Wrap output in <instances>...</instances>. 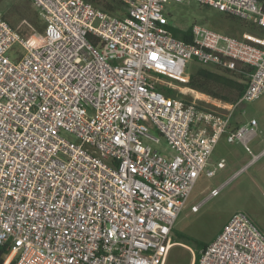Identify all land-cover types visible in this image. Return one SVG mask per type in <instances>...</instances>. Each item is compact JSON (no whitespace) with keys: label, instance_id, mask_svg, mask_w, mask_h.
<instances>
[{"label":"built area","instance_id":"1","mask_svg":"<svg viewBox=\"0 0 264 264\" xmlns=\"http://www.w3.org/2000/svg\"><path fill=\"white\" fill-rule=\"evenodd\" d=\"M30 1L44 23L39 45L0 12L4 264H165L198 178L226 166L211 161L219 139L251 155L241 170L264 153L249 145L255 118L231 127L234 109L264 94V35L193 23L186 41L169 28V0H117L116 12ZM195 1L264 28V0ZM190 61L245 71L242 95L226 107L167 95L158 76L186 77ZM161 138V150L147 142ZM191 264H264V231L236 210Z\"/></svg>","mask_w":264,"mask_h":264},{"label":"rangeland","instance_id":"2","mask_svg":"<svg viewBox=\"0 0 264 264\" xmlns=\"http://www.w3.org/2000/svg\"><path fill=\"white\" fill-rule=\"evenodd\" d=\"M23 0H0V12L2 14H9L15 3L17 5H24ZM166 11L169 14V19L178 28L190 26L193 23L204 25L207 28L232 35L240 31V22L232 20L226 15L212 7L202 5L195 0H169L166 3ZM11 12V11H10ZM230 16V15H229ZM21 21L19 24H21ZM239 33V32H238ZM252 33V32H251ZM253 34H256L254 31ZM238 35V34H237ZM259 35V34H256ZM200 64L192 62L186 70V77L189 76L191 71ZM196 66V67H195ZM201 66V65H200ZM208 66V65H207ZM211 69H219L214 66H209ZM167 79L176 91L177 94L182 92H190L188 97L193 95L198 97L200 91H189L188 86H181L180 83L173 81L171 78L158 76ZM193 94V95H192ZM197 94V95H196ZM202 100H208L209 104L230 105V102H225L217 98H213L207 93L205 96L200 95ZM226 107V106H225ZM236 116L234 122H244L255 118L258 121L256 132L259 138L262 137L264 132H260L261 125L259 122L264 120V94L251 102H246L241 106L236 107ZM241 111V113H240ZM152 134L158 135L155 131ZM151 146L163 149L165 146L161 138L160 144L155 145L147 141ZM253 142L249 145L254 151ZM224 155L226 158H233L231 165L218 169L214 176L206 177L202 174L190 195V198L179 214L175 228L190 236L195 241H210L222 228L226 220L236 210H243L254 215L255 212H264V181L260 176L256 175L257 165H251L245 170L237 174L236 169L242 167L243 161H248L251 155L239 142H229L225 136H222L213 150L211 159L214 162ZM263 160V159H262ZM222 186L216 196L208 197L209 191L213 187ZM203 202L197 211H192L190 206L194 203ZM251 216V215H250ZM252 217V216H251ZM253 216V220H254ZM264 231V228L261 227ZM174 236V233H173ZM186 242V243H185ZM194 242L184 241L178 242L170 248L165 264H191L193 252L195 251Z\"/></svg>","mask_w":264,"mask_h":264},{"label":"trees","instance_id":"3","mask_svg":"<svg viewBox=\"0 0 264 264\" xmlns=\"http://www.w3.org/2000/svg\"><path fill=\"white\" fill-rule=\"evenodd\" d=\"M24 5H15L9 9V14L4 13V17L11 23L13 26H18V30L22 36L29 40L34 45L40 44L39 32H42L44 28V23L41 18L39 11L34 7L30 0H23ZM92 2L97 7L105 9L110 12H116L120 9V2L117 0H87ZM11 11V12H10ZM169 16V14L167 13ZM226 17L237 20L234 16H229L225 14ZM19 24L21 21H23ZM239 20V19H238ZM240 31L237 33H232L233 36H241L244 31L256 32V34L264 35V28L260 25L247 22L245 20H239ZM169 28L174 36L182 38L186 41L191 40V29L190 26L183 28L176 27L171 20L169 19ZM238 34V35H237ZM245 72V71H244ZM243 71L237 72L227 69H211L204 66H198L196 70L189 73V76L183 78H177L174 76L167 75L168 78H171L173 81L180 83L181 86H188L197 91L207 93L214 98L221 99L225 102H235L242 95L245 87L247 77ZM165 93L167 95H175L176 91L171 88H166ZM241 113V111H240ZM236 112L234 114V118ZM234 118L231 122V127L236 128L240 126L239 121L234 122ZM174 239L177 242H194L193 247L195 249V254L198 256V250L208 244L210 241H195L190 236L185 234L182 231L176 229L173 230ZM186 243V242H185ZM10 244L6 243L0 245V264H3L6 256L10 252ZM15 258L10 260L8 264H14Z\"/></svg>","mask_w":264,"mask_h":264},{"label":"crops","instance_id":"4","mask_svg":"<svg viewBox=\"0 0 264 264\" xmlns=\"http://www.w3.org/2000/svg\"><path fill=\"white\" fill-rule=\"evenodd\" d=\"M225 14V13H224ZM238 19H240V18H238ZM240 20H242V19H240ZM192 62H194V63H197V62H195V61H190V63H189V65H188V67L190 66V64L192 63ZM197 64H200V63H197ZM201 66H204V67H209V66H214V67H216V68H219V69H223V68H220V67H218V66H215V65H212V64H207V65H202V64H200ZM199 65V66H200ZM196 67V66H195ZM198 67V66H197ZM196 67V68H197ZM196 68L194 69V70H196ZM192 72V71H191ZM190 72V73H191ZM186 87V86H185ZM195 91V89H189V91ZM195 92H197V90L195 91ZM186 93H190V92H186ZM197 93H199V92H197ZM205 94L206 93H203V92H201L200 93V95H202V96H205ZM197 95V94H196ZM200 95H198V97L200 98V99H203V98H201V96ZM185 96H187L188 97V95L187 94H185ZM214 98V97H213ZM218 99V98H217ZM221 100V99H220ZM248 121H244V122H241V121H239V125H241V124H246ZM259 124L261 125V129H260V132H264V120L263 121H261V122H259ZM258 127V121H257V126H256V128ZM220 140V139H219ZM251 142H253V144H252V146H253V149H254V151H256L255 153H260V152H262V150H264V133H263V135H262V137L261 138H259V134H258V132H257V134H256V137L255 138H253V140L251 141ZM242 145V144H241ZM243 146V145H242ZM214 150H215V148H214ZM168 151V150H167ZM220 158H225V160H226V165H231V163L233 162V158H226L224 155H222V156H220L217 160H219ZM263 159V160H262ZM216 160V161H217ZM211 161L212 162H214V160H212L211 159ZM215 161V162H216ZM249 161V160H248ZM247 161V162H248ZM246 161H243L242 162V167L247 163ZM251 165H257V167H256V170H255V172H256V175L257 176H260L261 178H262V180L264 181V153L261 155V157L257 160V161H255L254 163H252V164H250V165H248L246 168H248L249 166H251ZM226 167V166H225ZM242 167H239V168H237L236 169V172H237V174L239 173V172H241L242 170H241V168ZM245 168V169H246ZM244 169V170H245ZM250 215L252 216V218H253V216H255L254 217V221L260 226V227H263L264 228V212H262V211H258V212H255L254 213V215H252L251 213H250ZM228 220V219H227ZM226 220V221H227ZM219 233V232H218ZM217 233V234H218ZM216 234V235H217ZM215 235V236H216ZM214 236V237H215ZM213 237V238H214ZM212 238V239H213ZM211 239V240H212Z\"/></svg>","mask_w":264,"mask_h":264},{"label":"bare ground","instance_id":"5","mask_svg":"<svg viewBox=\"0 0 264 264\" xmlns=\"http://www.w3.org/2000/svg\"><path fill=\"white\" fill-rule=\"evenodd\" d=\"M4 264V263H3Z\"/></svg>","mask_w":264,"mask_h":264}]
</instances>
